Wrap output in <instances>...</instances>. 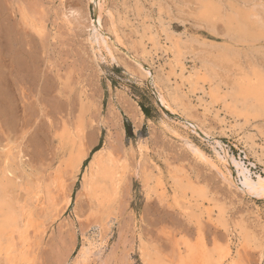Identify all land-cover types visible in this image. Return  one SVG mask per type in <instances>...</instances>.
I'll list each match as a JSON object with an SVG mask.
<instances>
[{
  "label": "rangeland",
  "instance_id": "obj_1",
  "mask_svg": "<svg viewBox=\"0 0 264 264\" xmlns=\"http://www.w3.org/2000/svg\"><path fill=\"white\" fill-rule=\"evenodd\" d=\"M132 1L96 0L93 3L92 0H0V169L8 162L14 172V178L16 181L20 180L23 185L28 181L29 186L33 187L35 183L46 181L54 175L57 166H61L64 158L65 145L63 139L58 136L62 138L64 131H68L66 134L69 131L73 133L79 127L83 128L88 157L95 149L108 145L114 157L124 159L125 165L127 164V177L120 187L119 196L113 207L112 225L110 224L109 230L101 228L102 215L94 213L81 190V173L74 180H71L69 175L66 176L65 197L69 198V204L65 206L64 199L60 196L57 200V215L50 217L51 213L48 216L50 219L46 218V222H43L42 227L36 232L29 230L28 240L25 243L28 264H73L84 237L96 238L94 240L97 241V245L103 240L102 254L91 264H141L138 252L141 242L160 253L166 262L173 263V258L178 254L175 245L183 241L192 244L200 235L209 249L215 242L223 245L221 247H228L230 259H237L240 264H264V197L259 198L246 193L239 168L242 166L247 169L253 180H257L258 175L264 180V119L246 125L243 120L230 118L220 102L208 104L210 99L207 95L205 97L201 92V96L198 90V92L194 91L195 93L191 92L180 79L179 69L168 66L175 65L173 47L177 39L181 38L185 41L181 43L189 47L188 50L192 52L211 46L210 43H213L214 47H218L215 45L217 43L219 47L224 46L227 38L209 34L205 24L203 28L202 24L194 21L197 20L196 0H176L177 3L175 0H161L162 3L159 2L160 0H154L159 2L155 4L153 0H144V3L142 0L141 3L140 0ZM214 1L225 6L224 9H227L226 6L233 1L234 4L239 3L237 0ZM120 2L123 6H120ZM150 2L153 5L148 7ZM178 2L181 3L178 5ZM225 2L229 4L226 5ZM129 4L134 8L131 9ZM138 6L142 7V10ZM122 7L124 8L121 10ZM125 7L127 13L124 11ZM108 8H112L113 15ZM145 9L147 12L144 11ZM134 10L139 11V14ZM107 11L111 13V19ZM97 12L102 15L101 24L104 30L102 32L92 23ZM121 12L126 18H122ZM112 18L119 20L113 21ZM128 18H131V21ZM106 19H109L110 23L107 24ZM137 21L140 23L138 24ZM119 22L125 24L126 28L123 24H117ZM152 22H155L153 25L157 27H153ZM141 23L143 25L149 23V26L144 25V29ZM217 23L215 28H220L222 31L216 29L217 34H223L222 22ZM158 27L160 31L157 30ZM141 28L145 35H148V39L145 38L146 36H141L143 33L140 35ZM115 29L118 31H114ZM147 30H150L149 34ZM162 31L164 32L160 33ZM151 32L156 35L153 36ZM113 33L119 35L114 34L117 36L114 37L111 35ZM184 35L189 39L184 38ZM193 36L196 42L203 40L204 47L191 44L192 41L189 40H192ZM103 37L108 40L107 44L103 43ZM141 37L143 39L140 43L144 45L143 47L141 44L143 48L139 47L140 43L135 42ZM150 38L157 39L155 44L159 43V45L153 47ZM163 39L168 42H163ZM110 41L114 48L109 44ZM257 44L249 47V50L246 44L235 47H239L240 50H236L243 52L238 51L239 54L236 51L240 55L238 61H241L240 66L243 64L241 67L244 71L248 62L253 61L259 66H264L262 62L264 42L259 43L258 46ZM139 48L145 49V53L149 49L152 51L149 50L145 54L144 50L140 51ZM244 51H249L248 55L247 53L245 55ZM256 51L263 53L259 54ZM139 52L143 54L140 55ZM189 54L193 58L194 53ZM189 54H185L186 60H183V77L189 76L193 68L197 70L199 67L198 57L193 58L195 62ZM131 56L139 61L142 59L140 62L143 67L145 66L143 71L146 73L152 71L151 74H155L164 88L178 89L179 96L188 108L187 111L191 113L187 112L189 117L186 112L185 115L181 114V110L180 113L172 114L161 106L153 81L140 77L139 72L136 71L139 66H136ZM188 56L192 62L189 61ZM244 56L250 57L247 60ZM241 57L244 59L242 60ZM170 67L172 69H169ZM168 71L170 77L167 76ZM203 87L207 93L208 85ZM199 99L204 101L201 103ZM141 106L149 111V116L144 115ZM192 120L195 122L193 123ZM215 142L222 144L227 153L234 157L235 164L231 165V168L228 167L229 171L226 155ZM189 145L201 150L204 160H197L195 155L192 156ZM248 146H251V149ZM257 160L260 162L262 160L263 165ZM86 164L85 161L83 166ZM145 174L152 177L149 183L152 192L149 195L145 189ZM173 177L199 188L204 192L205 199L198 200L192 197L191 193L186 192V196L182 194L174 200ZM36 204L32 205V210L39 209L40 211L35 212L40 214L43 204L41 201ZM194 204L199 207L194 208ZM182 206L186 209L188 207V215H184ZM189 207L192 209L191 214ZM218 210L224 217L228 234L215 223ZM196 219L201 223H195ZM240 231L247 234L249 243L244 242ZM180 249L182 250L179 253H184L182 245Z\"/></svg>",
  "mask_w": 264,
  "mask_h": 264
},
{
  "label": "bare ground",
  "instance_id": "obj_2",
  "mask_svg": "<svg viewBox=\"0 0 264 264\" xmlns=\"http://www.w3.org/2000/svg\"><path fill=\"white\" fill-rule=\"evenodd\" d=\"M95 1L96 0H92L93 3H95ZM121 1L123 2V0H121ZM143 1L144 0H142V2ZM155 1H157V0H155ZM155 1L153 2L154 4L161 2V0L159 2H155ZM196 1H197V3H196L197 4V12H196V17L195 18H197V20H194V21H197L198 24H202L203 28H204L203 24H205L206 25L205 26L206 30H208L207 32H209V34L211 33L214 36L215 35H219V37L222 36L223 38H227L226 40H227L228 43L226 42V45H224V46L220 45L221 47H219V45L217 43L215 45H217L218 47H214V46H212L213 43H210L208 41V43H210L211 46L208 45V44H205V46L208 45L209 47L207 46L204 49H199L200 51L194 50V51L190 52L188 50L189 47L183 46V43H185V41H182V39L180 38L181 40L177 39L174 42L175 46L173 47L175 49V53H174L175 65L174 66L168 65V64H171L168 61H167L168 64L167 63H165V64H167L168 66H171L172 68L175 67L176 69H179V71H180V75H179L180 79L182 80V82L184 84H186L189 87L191 92H194V91L198 90V91H200V93H199L200 95H201V92L204 94V96L207 95L209 97V99H210V103L208 102V104L212 105L213 103L220 102L222 104V106H223L224 112L230 118H232L234 120H243L245 123H247L246 125H248V123H250V122H257L258 120H263L264 119V66H261V65L259 66V65H257V63H254L251 60L252 62H248L247 61L248 62L247 66H246L247 68L244 66V68H246V70L244 71V69L241 67L243 64L240 66L241 61H238V59H239L238 56H240V55H238L237 52L240 49H239V47L238 48H235V47L240 45V44H246L248 46L247 48L249 50V47L251 48L252 46H255L256 43L259 44V43L264 42V0H237V1H239V3L237 2L238 5L233 3L235 1L232 2L233 4L232 3L229 4V3L225 2L226 5L229 4L228 6H226L227 9H224L225 6L223 7L221 5V3H218V2H216L214 0H196ZM98 2H96V3L99 4ZM122 2H120L121 3L120 6H123ZM175 2L177 3L176 0H175ZM185 2H184V5L188 1L186 3ZM229 2H231V0ZM139 3H141V0H140ZM153 3H152V5H153ZM161 3H160V5H161ZM179 3H181V2H178V5H179ZM150 5H151V2L147 6L149 7ZM156 5H158V4H156ZM156 5H154V7ZM132 6H133V3H132ZM127 7H128V5H127ZM129 7L131 8L130 4H129ZM136 7H135V10H136ZM157 7L159 8V5ZM185 7H186V5H185ZM123 8L124 7H122L121 10ZM133 8H131V9H133ZM140 8L142 10V7H139V9ZM108 9H110V8H108ZM111 9H110V11L112 13ZM126 9L127 8L125 7L124 11L127 13ZM150 9H151V7H150ZM159 9H162V8H159ZM135 10H134V12H136ZM156 10H158V9H156ZM168 10L169 9H167V11ZM115 11L117 12V10H115ZM144 11H146V9ZM173 11H174V9H173ZM107 12H109V11H107ZM116 12H114V13H116ZM141 12H140V16H141ZM105 13L106 12H104L103 14L105 15ZM111 13H110V15H111ZM131 13H132V11H131ZM137 13L139 14V11L136 12V14ZM161 13H162V11H161ZM170 13L175 14L174 12H170ZM145 14L148 15L149 13L148 14L145 13ZM110 15H108V16H110ZM112 15H113V13H112ZM112 15L109 17V19H111ZM118 15H117V17H118ZM146 15H144V16H146ZM156 15H154V16H156ZM108 16H105V18L108 17ZM115 16H116V14H115ZM126 16L128 17V15H126ZM192 16H194V15H192ZM101 17H102V15H100V13L97 12L95 20L92 23L96 24L97 27L99 28V31L102 32L104 30H102L103 27H102V24H101ZM123 17H125V16H123V13H122V18ZM131 17L133 18L132 15H131ZM135 17L138 18L139 16L135 15ZM148 17H150V16H148ZM109 19H106L107 24L110 23ZM147 19H149V18H147ZM172 19H174V17ZM112 20L113 21L114 20L118 21L119 19H113L112 18ZM138 20H140V18ZM151 20H152V18H151ZM151 20H149V21L151 22ZM125 21H126V19H125ZM125 21H123V23ZM153 21H156V20H153ZM169 21H171V19ZM133 22H134V20H133ZM135 22H136V20H135ZM217 22H222V24L224 26L223 34H221V33L217 34V32H216L217 30L216 29H219V32H222L220 30V28H215V25H216ZM123 23L121 22V24H120V22H119L117 24L122 25ZM127 23H129V22H126V24ZM139 23L140 22H138V24ZM149 23L147 25L144 23V25L145 26H149ZM153 23H155V22H152V25H153ZM161 23H162V21H161ZM170 23H172V21ZM129 24H131V23H129ZM141 24L143 25V23H141ZM166 24H164V25H166ZM217 24L219 25V23H217ZM112 25L114 27V25H115L114 22H113ZM124 25L125 24H123V26ZM131 25H133V24H131ZM136 25H134V26H136ZM144 25H143V28H144ZM127 26H129V25H127ZM154 26H156V25H153V27ZM185 26H187V25H185ZM202 26H200V27H202ZM116 27L118 28L119 25H117ZM190 27H191V25H190ZM217 27H219V26H217ZM107 28H108V25H107ZM125 28H126V25H125ZM150 28H151V26H150ZM109 29H111V28H109ZM109 29H108V31H109ZM197 29L199 30L200 28H197ZM221 29L223 30L222 27H221ZM136 30H137V28H136ZM157 30L160 31V28L158 27ZM114 31H118V30L115 29ZM134 31H135V28H134ZM140 31H142L141 33L139 32L140 35L143 33V35H141V36L145 37L146 35H145V32H143L142 28L140 29ZM147 31H148V34H149L150 30H147ZM135 32H137V31H135ZM153 32H155V31H153ZM163 32L164 31H162L160 33H163ZM106 33H108V32H106ZM139 33H137V35H139ZM114 34H117V33H113L111 35L113 36ZM134 34H136V33H134ZM154 34H153V36H154ZM182 34L183 33H181V35ZM117 35H119V34H117ZM137 35H135V36L137 37ZM140 35H139V37H140ZM157 35H158V33H157ZM164 35H165V33H164ZM174 35H176V33ZM112 36H111V38H112ZM178 36L181 37L180 35H178ZM114 37H117V36L114 35ZM143 37H141V39H138V40L135 39L136 40L135 42L140 43L142 41ZM147 37H148V35L145 38H147ZM222 37H221V39H222ZM184 38H186L185 35H184ZM115 39L117 40V38H115ZM119 39H118V41H119ZM147 39H145V40H147ZM186 39L188 40L189 38H186ZM191 39L192 40H189L190 42L192 41L191 44L192 43H193V45L196 44L195 46H197V44H199L200 48L202 46L204 47V43L205 42L203 40H202V42H203V44H202V42L199 41V40H198L199 43H197L198 41L197 42L195 41L194 36L191 37ZM102 40H103L104 44H107L108 40L106 41V39L104 37H103ZM149 40L152 42L151 44H152L153 47L159 45L158 42H157L158 43L157 45L155 44V40L158 41L157 39L150 38ZM113 41H115V40L113 39ZM160 41H161V39H160ZM164 41L165 40L163 39V42ZM181 41L183 43H181ZM200 42H201V44H200ZM109 44L111 45V47L113 46V43L111 44V41H110ZM109 44H108V47H109ZM114 44H118V43H114ZM141 44L142 43L139 44V47L143 48L144 45L142 44V46H143L142 47ZM188 44H189V42H188ZM224 44H225V42H224ZM258 44H257V46H258ZM161 45L162 44H160V46ZM111 47H109V48H111ZM241 47H242V45H241ZM260 47H263V46H260ZM112 48H114V47H112ZM140 48H139V50H140ZM157 48H156V50H158ZM162 49H164V47ZM236 49H239V50H236ZM143 50H140V51H143V53H145L146 50L145 49H143ZM111 51H114V49H111ZM148 51L145 54H147ZM150 51H152V49ZM187 51H189V52L187 53ZM107 52H108V50H107ZM156 52H158V51H156ZM247 52L249 53V51H247ZM247 52L244 51L245 55H246ZM263 52H260V53L257 52V53L261 54ZM113 53H115V52H113ZM141 53H140V55H141ZM189 53H191V55H192V53H194L193 58L198 57L197 61L199 62L198 63L199 67H198L197 70H195V68H193V72L189 68L192 73L187 72V74L190 73V74H188L189 76H186V77L184 76L183 77V71H184L183 60L185 59V54H189ZM240 53H243V52L241 51ZM248 53H247V55H248ZM251 53H250V56L253 54V53L252 54ZM257 53H255V54H257ZM152 54H154V52ZM109 55H111V54H109ZM138 55L136 56V58H138ZM162 55H164V54H162ZM189 56H190V54H189ZM189 56H188V58H189ZM159 57H160V55H159ZM249 57H247V60L249 59ZM131 58H132V56H131ZM136 58L135 57L132 58L133 59L132 61H134L136 63V66L137 65L139 66V69L137 68L136 71L139 72L141 78H144V79L145 78H149V79H151L153 81V85L156 88L155 90L158 92V97L157 98H158V101L161 104V106L163 108H165V110L168 111L169 113L176 114L177 112L180 113L179 110H181V114H184V112H186V115H187V112L189 113V111H187L188 108H187L186 105H184V102L182 101V98L179 96L178 89H176V88L170 89L168 87L164 88L163 83L160 82V80L157 77H155V74L154 75L151 74L152 71H151V73H149V72L146 73V72L143 71V68L145 66L143 67L142 62H140L142 59L139 61ZM142 58H144V55L142 56ZM154 58H156V57H154ZM161 58H163V57L161 56ZM191 58H189L190 60L189 59L188 60L192 62ZM257 58H259V57H257ZM260 58H262V57H260ZM166 59H167V57H166ZM243 59L244 58H242V60ZM148 60H150V59H148ZM193 60L195 61V59H193ZM255 60H257V59H255ZM171 62H173V61H171ZM262 62H264V56H263V61ZM149 64H150V62H149ZM124 65H126V64H124ZM146 66H148V65H146ZM123 67H125V66H123ZM133 67H135V65ZM161 67H159V68H161ZM171 67L169 69H172ZM149 68H150V65H149ZM159 68H158V70H159ZM126 69H127V67H126ZM154 71H156V70H154ZM169 71L167 72V76L169 75L168 74ZM160 76H162V75L160 74ZM168 77H170V76H168ZM176 83H178V82H176ZM164 84H165V82H164ZM204 85H208V89H206L207 93H205V91L203 89ZM170 86H172V85H170ZM179 86H178V88H179ZM186 99H187V95H186ZM196 99H193V100H196ZM204 99L206 100V98H204ZM199 101L202 103L204 100L203 99H199ZM188 102H190V101H188ZM206 104H204V105H206ZM189 114H191V113H189ZM179 116H180V114H179ZM205 117H206V115H205ZM184 119H187V118H184ZM193 121L195 122V120H192V122ZM217 121H218V119H217ZM236 123L237 122H235V124ZM257 124H256V127L258 126ZM197 126H199V125L197 124ZM198 128L200 129V126ZM202 128H203V126H202ZM228 128H229V126H228ZM237 128H239V127H237ZM248 130H250V129H248ZM259 131H261V130H259ZM66 132H68V131L66 130ZM66 132L64 131L65 134L61 133V134H63L62 138L58 136V138H60L61 140L63 139L64 145H65L64 155H63L64 158H63V161L61 163V166H57L58 168L56 169L54 175L52 177H50L49 179H47L46 181H42V183H39V182L35 183V185H33V187L29 186L30 183L28 181L25 182L24 185H23V184H21V182H19L20 180L16 181V178H14V172L11 169L10 164L8 162L4 163L3 167L0 169V264H28L29 263L28 255H27L26 250H25V247H26L25 243H27V240H28L27 239L28 232H29V230H33L34 232H36L40 227H42L43 222H46V218H48V216H50L51 213L53 215L51 214L50 217H53V216L57 215V211H58L57 200H58V198L60 196L63 197L65 206H67L69 204V198L65 197L66 196L65 192H66V189H67L66 176H68V175L70 176L71 180H74L76 178V176H78V174L81 173V175H82V179H81V190H82V192L85 194V196L87 197L88 201L90 202L91 208L93 209L94 213L102 215V218H101L102 221L100 220L101 228L102 229L107 228V230L110 229V224L112 222V217L111 216H112L113 211H114L113 207L115 206L117 198L119 196L120 187L122 186V184H124L123 182L125 180V177H127L126 176L127 175V168H126L127 164L125 165L126 162H124V159L114 157V155L112 154V151L110 150L111 148L109 149V147H107L108 145L107 146L106 145L100 146L96 151H94V152L92 151L90 153V156L88 157V148L86 147L85 141L83 139V134H84L83 133V128L79 127L78 129L75 130V132L72 131L73 133H71L69 131V133L66 134ZM202 132H204V131H202ZM246 134H248V133L246 132ZM205 135L207 136L206 132H205ZM252 138H253V136H252ZM256 138H257V136H256ZM60 139H59V142L61 141ZM215 143L223 150V153H225L226 158L228 160L227 161L228 162L227 170L229 171L228 167L231 168V165L235 164L234 157L230 156L227 153V151L224 149L222 144H220L219 142H215ZM258 147H260V146H257V148ZM188 148L193 153L191 155L192 156L195 155L194 157L198 158L197 160H199V159L201 161L204 160L203 159L204 157H203V154H202L201 150H199L197 147L192 146V145H189ZM249 148L251 149V146ZM252 148H253V146H252ZM245 149H247V148H245ZM250 149H247V150H250ZM259 150L260 149H258V151ZM253 154H255V153H253ZM262 154H263V152H262ZM247 155H248V153H247ZM256 155H257V153H256ZM263 157H264V155H263ZM85 161H87V164L85 166H83V163ZM125 161H126V159H125ZM253 161H254V157H253ZM257 161L259 163L262 162V160H261V162L259 160H257ZM239 168L241 170V176L243 178V186L245 187L246 193L250 194V195H255V196L259 197V198L260 197H264V180L262 179V177L260 175H258L257 176V180H253L251 178V173L247 169L243 168L242 166H239ZM128 169H129V167H128ZM144 173L145 172H143V174ZM151 178L148 175H146V174L144 175V182H145V186H146L145 189H147V195L151 194V192H152V188L149 187V183H150V181H152ZM31 182H33V181H31ZM172 183H173V188L172 189H173L174 200L178 196H180V195L182 196V194H184L186 196V194H185L186 192L191 193L192 197L194 196V197L198 198V200L199 199L200 200L205 199L204 192L201 191L199 188L195 187L194 185H192L189 182L184 183L181 179H179L177 177H173L172 178ZM145 192H146V190H145ZM188 196H190V194H188ZM192 199L194 200V198H192ZM40 201L43 204V206H42L43 208L41 209L42 213L40 212V214H39V213L35 212L37 209L35 211L32 210L33 209L32 205H34V204H36V203H38ZM181 202H184V201H181ZM187 202H189V201H187ZM194 205H195V207H194ZM194 205H191V206H193L194 208H198L199 207L196 204H194ZM182 208H183V206H182ZM187 209H188V207H187ZM187 209L183 208L184 215H188L189 214L188 213L189 209L188 210ZM191 213H192V209H191L190 214ZM262 215H263V213H262ZM258 217H259V215H258ZM190 218H192V216ZM212 218H215V217H212ZM216 218L217 219H216L215 223H216L217 227L222 228L227 233L228 232V228L226 226V222L224 220L223 215L220 214L219 210H218V214H217ZM48 219H50V218H48ZM214 220L215 219H213V221ZM195 223L199 224L201 222L200 221L198 222L197 219H196ZM198 224H196L197 227L199 226ZM39 234H41V233H39ZM240 235H242V238H243L245 243H249V238H248L247 234L241 232ZM200 236H201V238H200ZM200 236L192 244L189 243V241L188 242L187 241L186 242L183 241L182 243H179V244L177 243L175 245V249H177L178 254H176L177 255L176 258L172 257L173 260H174L173 263H168V261L166 262V260L161 256L160 253H158L153 248L151 249L150 247H148L144 242H141L139 244V247H138V250H139L138 252H139V256H140L139 259L141 260V264H240L237 259L236 260L235 259H230V249L228 247H221L223 245H219L218 241L215 240V241H217L218 244H216V242H215L213 247L208 245V246L211 247V249H209V248L206 247V245H205L206 242H204V240L202 239V235H200ZM230 236L231 235H229V237ZM97 238H98V236H97ZM94 239H96V238H94ZM94 239H91V237H90V239L87 238V237L83 238V242L81 244V247L79 249V252H78L73 264H91L95 259L96 260L99 259L100 255L102 254L103 240H101L102 239L101 238L100 239L101 240L100 245H97L98 243ZM208 243H210V242H208ZM180 245L183 246L184 253H179V251L182 250V249H180Z\"/></svg>",
  "mask_w": 264,
  "mask_h": 264
},
{
  "label": "trees",
  "instance_id": "obj_3",
  "mask_svg": "<svg viewBox=\"0 0 264 264\" xmlns=\"http://www.w3.org/2000/svg\"><path fill=\"white\" fill-rule=\"evenodd\" d=\"M141 109H142V112L144 113L145 116H149V111L144 107V106H141ZM97 149H95L94 151H96ZM93 151V152H94ZM87 162V161H86Z\"/></svg>",
  "mask_w": 264,
  "mask_h": 264
},
{
  "label": "crops",
  "instance_id": "obj_4",
  "mask_svg": "<svg viewBox=\"0 0 264 264\" xmlns=\"http://www.w3.org/2000/svg\"><path fill=\"white\" fill-rule=\"evenodd\" d=\"M165 109V108H164Z\"/></svg>",
  "mask_w": 264,
  "mask_h": 264
}]
</instances>
